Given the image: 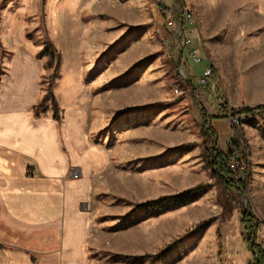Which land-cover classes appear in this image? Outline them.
<instances>
[{"label": "rangeland", "instance_id": "374dc122", "mask_svg": "<svg viewBox=\"0 0 264 264\" xmlns=\"http://www.w3.org/2000/svg\"><path fill=\"white\" fill-rule=\"evenodd\" d=\"M185 34L200 60L183 53ZM14 44L43 62L39 107L61 112L62 95L93 128L92 264H252L264 252V111L238 114L251 153L239 185L214 171L205 124L264 105V0H0L1 71ZM211 63L207 88L185 70ZM216 122L229 154L239 130ZM200 185L186 204H148Z\"/></svg>", "mask_w": 264, "mask_h": 264}, {"label": "crops", "instance_id": "0c3cea01", "mask_svg": "<svg viewBox=\"0 0 264 264\" xmlns=\"http://www.w3.org/2000/svg\"><path fill=\"white\" fill-rule=\"evenodd\" d=\"M10 47L7 69L0 68V264H92L99 236L88 114L79 104L64 103L62 95L61 112L48 100L39 107L43 62L27 46ZM182 51L190 53V47ZM208 68L207 87L215 74L212 63L203 72ZM185 70L199 83L203 72ZM210 118L216 143V121L230 128L229 119Z\"/></svg>", "mask_w": 264, "mask_h": 264}, {"label": "built area", "instance_id": "2783aa9c", "mask_svg": "<svg viewBox=\"0 0 264 264\" xmlns=\"http://www.w3.org/2000/svg\"><path fill=\"white\" fill-rule=\"evenodd\" d=\"M181 22L184 23L186 20L192 21L194 15L192 12L185 10L182 8L180 10ZM184 29V26H183ZM183 47H190V54L196 59L200 60L201 57L198 56L196 48L192 47V39L190 36L185 34L183 40L181 42ZM212 74V68L206 69L203 74L199 77V84L203 87H207L209 84V77ZM239 113L229 114V120L232 122L233 126L239 130V133L232 138L229 143V155L230 160L228 161V180L233 182L234 184L245 183L250 179V171H251V157L250 150L247 147L248 145L244 142V135L241 131V119L242 115H238ZM72 176L77 178L79 176L78 171H73Z\"/></svg>", "mask_w": 264, "mask_h": 264}, {"label": "trees", "instance_id": "16d2710c", "mask_svg": "<svg viewBox=\"0 0 264 264\" xmlns=\"http://www.w3.org/2000/svg\"><path fill=\"white\" fill-rule=\"evenodd\" d=\"M58 68V66H57ZM49 93V92H48ZM49 96H51V94H47L45 96V101L49 98ZM53 103H54V107L56 108V102L53 99ZM255 111H264V105H260V106H256V107H243L240 110H238L236 113L239 114H251ZM206 122L205 124L207 127L206 133L211 136L212 135V128H208V121L210 122V118L206 117ZM213 146L211 149H209V153L213 159V165H214V171L216 173L222 176H224V178H226V174H227V162L230 158L229 154L224 153L223 151L219 150L216 148L214 142H213ZM205 186L204 185H200L197 187H193L190 189H187L185 191H182L180 193L177 194H173V195H167V196H163L160 197L158 199H154L148 202V204L150 205H154V206H159L165 202H169V203H174L176 205H182V204H186L198 191H200L201 189H203ZM246 217H244V221L246 222V228L247 231L250 233V237L251 240L254 241L253 242V250L258 251V244L256 243V239H255V233H254V228H256V224L252 223L251 224V218H250V214L248 212H245ZM156 259V258H155ZM252 264H264V252L263 250H260L257 252V255L255 256V260Z\"/></svg>", "mask_w": 264, "mask_h": 264}]
</instances>
